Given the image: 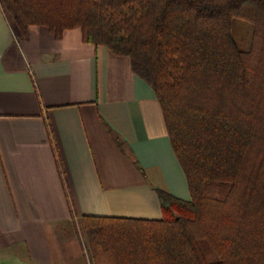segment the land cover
<instances>
[{
	"label": "trees",
	"instance_id": "16d2710c",
	"mask_svg": "<svg viewBox=\"0 0 264 264\" xmlns=\"http://www.w3.org/2000/svg\"><path fill=\"white\" fill-rule=\"evenodd\" d=\"M125 56L153 89L188 200L160 220L82 217L91 264H264V0H2ZM120 150L122 142L114 137Z\"/></svg>",
	"mask_w": 264,
	"mask_h": 264
},
{
	"label": "crops",
	"instance_id": "0c3cea01",
	"mask_svg": "<svg viewBox=\"0 0 264 264\" xmlns=\"http://www.w3.org/2000/svg\"><path fill=\"white\" fill-rule=\"evenodd\" d=\"M157 191L189 199L160 104L130 60L80 28L21 38L0 0V264H89L72 222L160 220Z\"/></svg>",
	"mask_w": 264,
	"mask_h": 264
},
{
	"label": "rangeland",
	"instance_id": "374dc122",
	"mask_svg": "<svg viewBox=\"0 0 264 264\" xmlns=\"http://www.w3.org/2000/svg\"><path fill=\"white\" fill-rule=\"evenodd\" d=\"M69 228L72 229V230H74L73 232H75V235L77 236V238H79L80 240H82L85 243V238H84L83 232L81 230V227L79 225V221L72 222V225ZM86 255L88 257V262H90L89 264H91V260H90L89 255L87 253H86ZM84 260L87 261V259H84ZM86 264H87V262H86Z\"/></svg>",
	"mask_w": 264,
	"mask_h": 264
}]
</instances>
